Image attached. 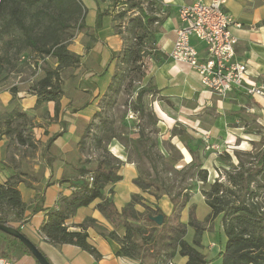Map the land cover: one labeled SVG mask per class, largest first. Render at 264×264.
Listing matches in <instances>:
<instances>
[{"label":"trees","instance_id":"trees-1","mask_svg":"<svg viewBox=\"0 0 264 264\" xmlns=\"http://www.w3.org/2000/svg\"><path fill=\"white\" fill-rule=\"evenodd\" d=\"M122 4L129 9L119 15L120 19L125 18L127 12L133 9H137L139 16L131 18L127 23L126 36H124L125 48L115 55V59H119V65L123 68L120 73L114 74L109 91L113 90L114 84L118 83L120 87L122 80L139 72L143 58L147 55L143 50L146 41H152V49L163 56L156 39L159 31L154 29V26L155 24L163 25L169 18L168 13L163 18L157 17L151 13L152 9L145 10L135 0H124ZM84 10L80 0H0V44L4 47V51L0 52V82L5 65L11 64L8 58L11 50L18 57L29 50L31 54L41 56L40 58L44 61L49 58L55 59L57 66L47 65V68L43 69V77L33 83L29 91L38 97L37 105L54 102L58 112L64 94L62 73L66 69L78 67L81 62V56L69 49L71 37L68 30L76 26L82 27L85 20ZM96 26L102 27L101 15L97 17ZM8 36L11 39L6 41L5 37ZM150 59L153 60L154 56ZM145 77L141 75L139 82H144ZM11 92L15 96L17 87H12ZM157 92V88L151 82L143 85L138 90L132 107L141 118L147 116L159 123L153 111L146 112L144 102L145 96L155 97ZM27 118L26 114L14 111L1 116L0 125L6 129V135L11 139L15 136V141L19 144L34 147L30 135L26 137L23 134L25 125L19 123L20 119ZM142 134L144 138V131ZM174 135L177 136L176 133ZM98 143L100 145L102 139H99ZM151 146H157V143L150 144L146 155L152 154ZM188 151L193 156V161L184 166L181 171L184 175L193 172L191 179L196 178L203 184L208 183V170L204 169L203 164L198 160L197 152L189 148ZM155 154L159 156L158 153ZM250 155V152L245 154L235 152L234 156L238 163L228 153L221 156L220 160L229 163L233 170L230 172L228 165L227 169L225 167L219 169L222 176V169L224 170L225 177L218 178L203 191L205 203L210 209V215L205 221L198 219L195 206L190 207L189 223L185 224L181 221L182 212L190 201V193L185 192L188 190L187 187L172 195L167 189L161 192L158 180L139 176L134 183L141 190L151 192L157 200L164 195L171 198L173 204L171 215L165 217L162 226H158L150 220V217L162 215L161 209L154 210L145 205L141 196L134 195L132 201L121 213L112 200L106 199L98 204L99 211L115 227L122 225L125 235L120 237L112 231L109 234L102 233V236L119 244L120 250L117 256L138 259L143 264L146 261L151 264H171L176 256L187 258V264H209L206 256L199 251L202 247V236L209 230L208 224L221 216L223 234L226 239L220 253L222 264H264V149L254 157ZM157 161V158L153 159L155 168ZM123 164L112 155V160L99 159L94 170L81 169V178L61 180V183H70L76 192L71 197H62L57 207L48 210L47 220L41 228V233L47 242L56 246L66 244L78 246L95 259H102L101 253L88 242L87 230L95 225V222L89 219L78 225L77 231H69L67 222L78 209L91 205L97 199H104L105 188L122 180L119 169ZM89 175L93 179L91 183L86 177ZM78 180H83L85 183L75 185L74 182ZM19 182L20 178L13 176L7 183L0 184V211L6 208L15 215L16 219L25 222L26 205L17 189ZM137 205H142L145 211L138 212ZM40 210L42 209H35L34 212ZM9 222L0 218V223L10 225ZM189 227L195 230L193 244L186 240ZM18 230L20 231L19 228ZM5 236L12 241L13 247L32 256L19 240ZM3 256L8 257V254L3 252ZM44 256L47 258L45 254Z\"/></svg>","mask_w":264,"mask_h":264},{"label":"crops","instance_id":"crops-1","mask_svg":"<svg viewBox=\"0 0 264 264\" xmlns=\"http://www.w3.org/2000/svg\"><path fill=\"white\" fill-rule=\"evenodd\" d=\"M172 9L175 13L166 20L163 30L156 35L163 61L152 69L150 79V82L158 90L156 96L151 97L152 101H150L156 108L153 112L160 125H165L168 119L171 120L173 122L171 128L178 122L186 125L188 116L193 117L190 118L192 121H197L198 112H201L214 100V95L202 86L199 76L188 65L174 63L169 57L176 39V31L181 26L178 16L179 7H172ZM226 9L228 12L231 9L232 13H229L243 25L242 29H233V33L238 39L237 60L248 65V80L264 89V0H235L233 7L232 5L231 7L226 6ZM99 37L85 53L73 50L81 56V66L87 63L92 64V69L98 79L88 80L86 85L88 88L74 89L75 93L68 91V84L65 81L63 84L64 94L58 112H56L54 102L44 103L37 107L38 97L30 93L31 86L29 85V87H19L18 85L0 84V121L1 116L14 111L24 113L28 118L31 116L28 121L34 126L29 124L30 126L25 128L23 134L26 137L30 135L34 144L32 148H37L32 150L29 145L19 144L15 141V136L11 139L6 135V129L0 125V184L7 183L13 176H18L20 182L17 189L26 205L24 215L26 221L16 219L13 214L14 220L9 224L19 228L47 256L51 264H143L138 259L117 256V252L120 250L119 244L102 236V233L109 234L112 231H115L120 237L125 235L122 225L115 227L99 211L98 204L106 199L112 200L120 213L132 201L134 195L141 196L143 203L152 209H161L165 217H169L173 211V204L169 196L164 195L157 200L151 192H144L135 185L134 181L140 176L136 163L128 161L125 148L119 142H115L111 146V153L124 163L119 169L122 180L107 186L104 190V199H97L91 205L78 209L67 222L69 231L79 230L78 225L89 219L95 222V225L90 226L87 230L88 242L101 253L102 259H95L94 256L78 246L50 244L41 233V228L47 220L48 210L57 207L62 197H71L76 192L70 183H61V180L78 179L81 178V169L91 170L87 162L80 160L78 148L80 127L87 124L86 122L99 111V100L104 96L112 81V71L107 70L112 59V52L121 51L123 46L120 39L114 41V37L101 33V31ZM108 42H117V49H112ZM12 87H17L15 96L11 92ZM228 96L234 101L233 103L241 105L245 109L244 111L250 114L249 117L256 118L258 126L264 131V95L248 96L237 90ZM228 124L229 121L226 117L224 115L221 117L219 114L209 127L205 128L199 125V128H192L200 129L209 136L212 135V140L216 134H219L223 135L224 141L234 135V132L239 131L242 132L244 141H254L248 137L251 135L249 132L254 130L251 126L239 123L238 127L231 128ZM30 127L32 129L26 134V130ZM255 135L258 137L259 134ZM17 147L23 150L22 154L13 151ZM213 155L215 156V154ZM191 206L195 205H187L182 212L181 221L185 224L189 223L188 216ZM39 208L42 210L34 212ZM196 209H199L198 206ZM136 210L143 213L145 208L142 205H137ZM197 212L198 210H196ZM205 214L207 219L210 210H206ZM197 217L200 221L206 220L200 219L198 213ZM190 228H188L186 240L193 244L195 233L192 240H189ZM207 228L209 230L202 236V247L199 248V251L206 256L209 264H222L220 257L222 245L219 242V232L210 233L212 231L210 225ZM2 236L0 234L1 256H3V252H6L11 255L8 256L9 258L19 264H37L33 256L16 249L11 240ZM187 261L188 259L185 257L176 256L171 264H187ZM144 264L151 263L146 261Z\"/></svg>","mask_w":264,"mask_h":264},{"label":"rangeland","instance_id":"rangeland-1","mask_svg":"<svg viewBox=\"0 0 264 264\" xmlns=\"http://www.w3.org/2000/svg\"><path fill=\"white\" fill-rule=\"evenodd\" d=\"M80 1L85 8V20L81 28L76 26L68 30V34L71 37L69 49L72 52L73 50H79L85 53L86 50H89L90 46L100 38L99 33L101 31V33L109 34L111 37H114V41L120 39L123 45L122 51L125 48L124 36H126L125 30L127 23L131 18L139 16L137 9L128 11L126 17L120 19L119 15L129 9L128 6L122 4L124 0ZM135 1L139 2L145 10L152 9L153 11L151 13H154L159 18L165 17L167 13L170 18L175 13L172 7L178 8L182 5L193 4L201 0ZM203 1L210 2V0ZM234 1L235 0H229L227 6L231 7L232 5L233 7ZM229 10V12L232 13L231 9ZM98 15L102 16L101 28H97L96 26ZM80 22L81 21H79V23ZM154 29L161 32L163 30V25L155 24ZM10 39V36L5 37L6 41ZM108 43H110L112 49H117V42ZM152 47V41H146L143 50L146 51L147 55L143 58V64L139 72L122 80L120 87H118V83H116L112 91H109L108 88L105 92L107 96L104 94L99 100V111L91 120L86 122L87 124L80 127V141L78 143L80 160L85 163L87 162L90 169L94 170L99 159L112 160L111 146L113 143L119 142L125 148L128 161L136 163L140 177L158 180L160 182L158 186L161 192H163V189H167L172 195L179 193L184 187H187L188 190L185 192L190 193L188 205L194 204L196 208L198 206L199 209H196L198 210V216L200 219H206L205 211L210 209L206 207V199L203 196V191L207 190L209 185L218 178L225 177L226 174L224 170L222 169V176L219 169L224 167L227 169L228 165L230 172L233 170V168L229 166V163L227 164L220 160L221 156L227 153L231 156L233 155L232 157L236 163L238 162L234 156L235 152L244 154L250 152V156L254 157L260 150L264 149V131L258 126L257 119L249 117L250 114H247L244 111L245 109L238 103H233L234 101L231 100L228 95L227 97L214 95L213 102L201 112H198L199 116L196 117L198 118V120L196 119L197 121H192V119H190L192 116H188L186 117L188 118L185 122L187 123L186 125L178 122L172 126L173 129L171 128L173 122L169 119L165 122V125H160L157 121L152 118L149 119L147 116L141 118L132 107L136 101V94L143 85L150 82L152 69L163 61V57L155 53ZM158 47L160 48L159 44ZM3 51L4 47L0 44V52ZM119 52H112V59L107 68V70L112 71V78L115 73H120L123 68L119 65V59H115V55ZM152 56H154L153 60L150 59ZM40 57L41 56L37 54H31L29 50H26L21 57H18L14 54V51L11 50L8 55L11 64L5 65L0 84L4 83L7 86L18 85L19 87L32 86L33 83H36L43 77V69L47 68V65L50 67H55L56 65L55 59L49 58L44 61ZM81 63L82 61L78 67L66 69L62 73L63 84L65 81L67 82L68 91L71 93H75L74 89L77 88L80 90L88 88L86 86L88 80L94 81V79H98L97 75L94 74L91 63L82 64V66ZM38 65H40V71L37 68ZM38 72L39 74H37ZM141 75L146 76L144 82H139ZM150 101H152V99L149 96L144 97L146 112L149 110L155 111L156 109L154 105L152 106ZM38 106L40 105H37V107ZM189 113L192 114L193 112ZM219 114L221 117L223 115L226 117L227 121H229L228 126L231 128L238 127L239 123L251 126L254 130L249 132L251 135L248 137L254 139V141H244L243 135H241L242 132L236 131L230 138L227 139L225 137L226 140L224 141L223 135L216 134L213 140L212 135H210L208 142H206L207 133L200 129L194 130V128H192H199V125L205 128L209 127L217 119ZM28 119H31V116L26 120L20 119L19 123L22 125L24 124L25 128L30 125L33 127V123H30ZM32 127L26 130V134L29 133ZM141 131H144V138ZM175 133L177 136L174 135ZM257 133L259 134L258 137H255ZM99 139H102L100 145L98 143ZM154 142L157 143V146H151L152 154H150V156L146 155L150 144L152 145ZM186 146L192 151L197 152L196 156L198 160L203 164V168L208 170V183L203 184L197 181L196 178L191 179V173L193 172L184 175L181 171L184 166L193 161V156L189 153ZM208 146L211 148L208 149ZM30 149L34 150L35 148L30 146ZM13 151L18 154L23 153L20 147H17ZM155 153H158L159 156ZM213 154H215V156ZM155 158L158 159L156 168L153 165V159ZM245 160H247V157H245ZM0 218L6 221H13L14 215L5 208L3 211H0ZM209 225L210 230H212L210 233L219 232V242L222 245L226 240L223 234L222 217L219 216L214 219L208 226ZM194 233L195 230L190 228L188 234L189 240H192ZM0 234L3 235L2 237L5 236L2 233ZM8 256L11 255L8 254Z\"/></svg>","mask_w":264,"mask_h":264},{"label":"built area","instance_id":"built-area-1","mask_svg":"<svg viewBox=\"0 0 264 264\" xmlns=\"http://www.w3.org/2000/svg\"><path fill=\"white\" fill-rule=\"evenodd\" d=\"M227 4L228 0H201L180 6L181 26L169 57L174 63L188 65L213 95L227 97L238 90L248 96H263L264 89L248 80V65L237 60L238 39L233 29H242L243 25L227 11ZM37 68L41 70L40 65ZM206 136L208 142L210 136ZM88 180L93 181L91 176ZM0 264L19 263L0 255Z\"/></svg>","mask_w":264,"mask_h":264},{"label":"water","instance_id":"water-1","mask_svg":"<svg viewBox=\"0 0 264 264\" xmlns=\"http://www.w3.org/2000/svg\"><path fill=\"white\" fill-rule=\"evenodd\" d=\"M74 183L75 185H83L85 181L78 180ZM150 220L153 221L156 225L162 226L165 220V216L162 214L155 217H150ZM0 233L19 240L28 249L33 258L39 264H51V262L48 261V259L44 256L40 249L17 228L11 225L0 223Z\"/></svg>","mask_w":264,"mask_h":264}]
</instances>
